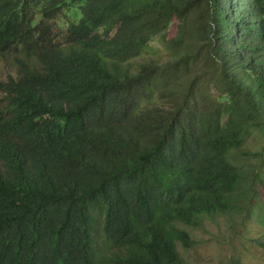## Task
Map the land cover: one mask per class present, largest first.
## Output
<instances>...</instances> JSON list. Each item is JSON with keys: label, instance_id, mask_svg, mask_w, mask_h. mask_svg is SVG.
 Returning <instances> with one entry per match:
<instances>
[{"label": "trees", "instance_id": "1", "mask_svg": "<svg viewBox=\"0 0 264 264\" xmlns=\"http://www.w3.org/2000/svg\"><path fill=\"white\" fill-rule=\"evenodd\" d=\"M6 55L0 264H185L264 212V0H0Z\"/></svg>", "mask_w": 264, "mask_h": 264}, {"label": "rangeland", "instance_id": "2", "mask_svg": "<svg viewBox=\"0 0 264 264\" xmlns=\"http://www.w3.org/2000/svg\"><path fill=\"white\" fill-rule=\"evenodd\" d=\"M176 28L175 21L170 34L175 35ZM152 45L160 47L157 42ZM10 76H17L14 60L9 55L1 56L0 80L5 81ZM251 132L241 148L242 156L237 160V164L244 171H252L250 166L256 165L259 160L258 153L264 146L262 133L258 129ZM259 191L257 199L259 205L264 206V191L260 188ZM256 207L253 208L254 212ZM263 215L262 209L245 224L231 227L227 217L213 212L211 217L204 215L196 225H181L190 233L194 242L189 248L177 242L180 257L185 264H264V248L261 245L264 240V225L258 218Z\"/></svg>", "mask_w": 264, "mask_h": 264}]
</instances>
